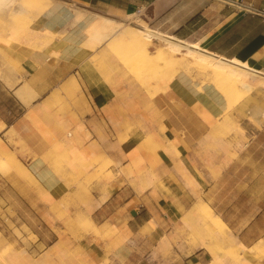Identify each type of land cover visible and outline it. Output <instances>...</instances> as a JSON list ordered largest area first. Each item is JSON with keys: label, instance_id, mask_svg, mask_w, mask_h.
Here are the masks:
<instances>
[{"label": "rangeland", "instance_id": "374dc122", "mask_svg": "<svg viewBox=\"0 0 264 264\" xmlns=\"http://www.w3.org/2000/svg\"><path fill=\"white\" fill-rule=\"evenodd\" d=\"M203 7L197 0H183L156 19L150 5L140 15L151 28L194 41L208 29L211 22L208 19L214 14L212 6L205 10ZM15 25L17 32L10 38L4 14H0V34L3 35L0 38V128L5 129L0 132V141L11 148L27 173L22 174L8 163L0 168V264H111L108 253L102 260H94L88 254L86 242L90 239L99 244L105 233L87 224L89 214L77 212L73 205H86L93 193L107 194L111 183L119 177L128 179L136 188L139 184L149 187L155 183V191L159 186L165 188V182L160 176L156 177L150 167L141 165L142 158L135 151L126 153L129 164L124 167L110 155L116 145L89 140L91 135L78 118L79 113H84L86 99L74 75L59 83L42 107L31 102L33 99L23 101L26 107L20 106L9 90L21 73L22 67L16 58L40 47L44 37L25 40L28 21L23 17L15 18ZM105 43L100 60L104 64L99 68L102 74L110 78L116 73L135 90L146 92L151 100L146 103L145 111L156 123V132L169 144L165 136L171 135L163 124L173 119L174 127L189 139L195 152V170L185 169L179 160L180 176L173 175L175 184L182 186L175 192L185 196L182 217L154 246L151 258L159 254L166 260L175 259L174 264H201L200 261L219 264L214 262V257L218 256L225 264H240L244 256L248 263L261 264L262 257H255L247 249L249 244L243 242L264 240V115L255 118L249 111L239 110L241 104L253 102L252 91L241 93L238 103L228 110V119L223 113L215 123L207 124L200 115L179 103L163 85L170 69L168 64L160 59L150 62L148 56L129 45ZM157 44L163 41L153 39L148 44L149 50L153 52ZM174 61L172 65L176 70L184 69L201 84L213 82L205 70L194 65L185 68L178 57ZM65 83L69 84L66 88ZM31 95L30 89L28 96ZM225 98L228 101L227 96ZM131 128L127 126L126 132ZM24 144L25 149L33 153L25 150ZM172 150L181 159V153ZM28 156L45 159L70 190L59 199L52 197L27 167ZM223 158L222 164L213 163ZM230 163L232 165L222 173ZM117 166L118 171L112 170ZM12 169L29 187H22L15 175L13 180L6 175ZM201 201L208 202L213 212L228 222L225 240L216 235L213 224L204 221L202 214L196 211ZM94 219L95 223H101L98 218ZM201 242L206 243L205 248ZM240 242L247 248L243 250Z\"/></svg>", "mask_w": 264, "mask_h": 264}, {"label": "crops", "instance_id": "0c3cea01", "mask_svg": "<svg viewBox=\"0 0 264 264\" xmlns=\"http://www.w3.org/2000/svg\"><path fill=\"white\" fill-rule=\"evenodd\" d=\"M63 1L55 0L34 20L32 28L49 31V34L43 36L40 47L27 56L16 58L21 64V73L17 77L18 82L9 90L24 108L26 106L15 89L27 82L38 95L31 102H37L42 107L43 101L59 83L71 75L77 78L86 99L84 113H79L78 118L90 133L89 140L116 145L110 155L124 167L129 164L126 153L129 150L135 151L142 158L141 165L144 168L150 167L156 177L160 176L165 182V188L159 186L157 191L154 190L155 183L144 190H138L128 179L119 177L111 183L106 195L102 192L93 193L86 205L74 204L73 209L87 212L94 223V217L98 218L101 223H95L97 230L101 229L105 233L99 244L90 239L86 242L88 254L94 260H102L108 253L111 264H174L175 259L166 260L159 254L151 258V252L163 235L182 217L185 196L175 192L182 186L173 180V175H179L177 167L181 168L178 165L180 156L170 148L163 135L156 132V123L149 119L145 108L151 99L147 93L135 90L132 84H127V80L120 79L116 73L110 78L102 74L99 69L104 64L100 61L103 57L101 53L107 43L101 42L92 47L87 29L96 20L98 13L120 17L126 11L132 12L139 8L144 10L150 5L156 19L183 0ZM197 1L204 5V10L212 6L214 14L212 19H208L211 21L208 29L194 41L225 58L238 57L247 61L264 77V0ZM237 4H241V7ZM72 5L88 12L82 19H76ZM242 5L251 6L256 12H249ZM220 12L224 14L220 15ZM168 88L179 103L200 115L207 124L215 123L227 108L225 96L214 84H201L184 70L176 74ZM251 91L253 96L250 99L253 102L241 104L239 110L249 111L255 118H259V114L264 115V85L258 84ZM254 99H257L256 103ZM170 121L163 125L179 149L185 169L195 170L197 165L192 144L174 127L173 119ZM127 126H132L129 132H126ZM1 129L0 132L4 130L3 127ZM28 157L27 167L52 197L59 199L70 190L46 161L39 157ZM224 160L213 163L222 164ZM112 170L118 171L119 167H113ZM6 175L12 180L15 175L17 180H21L22 187H29L13 169ZM258 240L250 243L242 241L252 246ZM199 263L202 264L201 261ZM261 264H264V257Z\"/></svg>", "mask_w": 264, "mask_h": 264}, {"label": "bare ground", "instance_id": "6f19581e", "mask_svg": "<svg viewBox=\"0 0 264 264\" xmlns=\"http://www.w3.org/2000/svg\"><path fill=\"white\" fill-rule=\"evenodd\" d=\"M54 1L55 0H0V14H4V21H6V26L8 28L7 30L9 31L7 35L10 36V38H14L15 35L13 34L17 32V27L15 25V18L23 17L28 21V26H26L25 40L28 41L32 39L42 40V37L48 35L49 31L43 32V31L35 30L34 28L31 27V23L36 18H38L47 8H49ZM73 8L75 11L76 19L79 18L82 19L81 17H83L88 12L87 10L79 7L73 6ZM142 10L143 8L132 12L126 11V13L120 17L107 16L99 13L96 14V20L87 29V32L89 34V42L91 43L92 47L98 45L101 42L124 44L133 47V49L136 52L138 51L144 53L146 56L149 57L150 62L153 59L154 60L160 59L159 61L162 62L164 61L170 67V69L168 70L169 73H167L168 75H165L167 77L163 82V85L167 88L169 87V82L172 79H174L176 74L184 70V69L176 70L173 67L172 64L175 62L174 60L176 57H178L181 61L185 63L186 65L185 68L194 65L205 70L213 78L212 84H214L219 89V91L228 98L227 108L224 112V115H226L228 113V110H230L233 107V105L237 102V100L241 96V93L250 92L258 84L264 85V77L260 75L257 72V70L252 68L247 61L241 60L238 57H233L230 59L225 58L221 55L208 51L199 42L185 41L174 35L164 34L159 30L151 28L150 26L147 25V22L141 17L140 12ZM2 36L0 34V38H2ZM47 37L49 38V36ZM153 39H161L163 41V44L155 45V50L153 48V52H152L149 50L150 48L148 47L149 46L148 44L150 41H153ZM5 40H9V38H6ZM144 63H146V61H144ZM157 75L159 74L157 73ZM68 85H69L68 83H65V88ZM159 87L161 88V86H158V88ZM30 89L32 92L31 97L28 96ZM15 91L19 99L23 100L26 103L29 102V100L31 99L33 100L36 99L38 96L27 82H24L21 86L17 87ZM226 116L228 119V115ZM230 122H232V120ZM229 125L233 126V124L232 125L229 124ZM1 130L2 129L0 128V131ZM165 137L169 142L170 148L180 152L179 149L176 147V145L172 142L171 138L168 137L167 135ZM25 145L26 144L22 146L24 147V149L26 147ZM10 149H8L6 145H4L3 142L0 141V168L4 164L8 163L9 167L16 168L22 174H26L27 168L21 163V160L18 157L14 156L13 152ZM46 153L43 156L45 157V159H46ZM180 161L182 164H184V159L182 156ZM147 187H148L147 185H143V184L137 185L138 190H144ZM105 195L104 197H106ZM197 207L200 210L197 208L196 211L202 214L203 216L202 219L204 221H210L213 224L214 233L218 235L221 239L225 240L224 239L226 238L225 228L228 227L226 221L219 214L213 212L211 205L206 201L199 202ZM86 223L89 224L95 230H97L96 224L90 218L86 219ZM205 244H206L205 242H201V245L205 246ZM240 247L243 250L247 248V246L243 242H240ZM247 249H249L255 257H264V240H258ZM214 260H215L214 262H217L219 264H225L224 261L220 259L218 256H215ZM228 263L230 264V262ZM231 264L234 263L231 262ZM240 264H251V263H248V259L242 256L240 258Z\"/></svg>", "mask_w": 264, "mask_h": 264}, {"label": "built area", "instance_id": "2783aa9c", "mask_svg": "<svg viewBox=\"0 0 264 264\" xmlns=\"http://www.w3.org/2000/svg\"><path fill=\"white\" fill-rule=\"evenodd\" d=\"M242 6H243V8H245V10H247L249 12H256V10L251 6H244V5H242Z\"/></svg>", "mask_w": 264, "mask_h": 264}]
</instances>
